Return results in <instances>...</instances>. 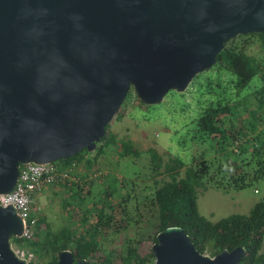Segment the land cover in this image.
<instances>
[{"label": "water", "instance_id": "obj_1", "mask_svg": "<svg viewBox=\"0 0 264 264\" xmlns=\"http://www.w3.org/2000/svg\"><path fill=\"white\" fill-rule=\"evenodd\" d=\"M264 33V0H0V195L20 166L94 152L133 87L148 106L185 92L226 42ZM23 219L0 205V264ZM153 264H241L243 246L211 256L181 226L158 232ZM58 264L75 261L60 252Z\"/></svg>", "mask_w": 264, "mask_h": 264}, {"label": "rangeland", "instance_id": "obj_2", "mask_svg": "<svg viewBox=\"0 0 264 264\" xmlns=\"http://www.w3.org/2000/svg\"><path fill=\"white\" fill-rule=\"evenodd\" d=\"M234 43L264 61V49L259 37L246 34L237 37ZM220 76V84L227 88L225 93L218 86ZM230 76V72L222 71L219 74L217 69H207L195 77L185 92L170 91L160 104L149 108L137 97L132 87L125 104L110 122V131L117 135L118 143L105 147L104 153L97 158L95 151H88L81 162L72 161V172L67 182L48 187L38 194L35 214L37 218L40 215L46 218V222L40 224L41 230H46L49 224L55 233L66 226L78 233L93 231L87 237V242L93 248L86 258L90 264H129L130 248L139 255L150 253L157 228L154 227L155 217H152L154 208L150 207V199L147 200L154 191L147 150L156 148L166 160L170 155L180 156L188 165L194 166L198 163L192 160L195 148L190 140L189 143H182L189 139L185 134L186 126L192 123L200 110L217 101L222 94L232 98L233 112L239 116L238 124L248 127V111L258 108L253 90L261 81L254 78L246 89L237 94ZM121 140L131 141L140 152L120 155ZM85 160H91L90 165H86ZM186 168L187 165L182 170V176ZM128 193L131 194L127 204L128 215L124 216L123 200L127 199ZM106 196L111 202L103 200ZM262 199L264 179L254 186L228 192L213 187L207 190L200 188L198 206L202 215L215 222L232 214H247ZM119 200L122 208L118 205ZM137 205L141 212L136 210ZM111 211L117 213L111 226L94 231L98 218ZM140 215L145 221L150 219V225L140 221ZM142 224L145 226L142 227ZM13 247L29 262L41 263L37 253L28 250V247L17 242H13Z\"/></svg>", "mask_w": 264, "mask_h": 264}, {"label": "trees", "instance_id": "obj_3", "mask_svg": "<svg viewBox=\"0 0 264 264\" xmlns=\"http://www.w3.org/2000/svg\"><path fill=\"white\" fill-rule=\"evenodd\" d=\"M247 35L259 37L264 49V33ZM236 38L226 42L225 48L218 55L217 64L212 68L217 69L219 74L222 71L231 73L230 82L234 84L237 94L246 89L254 78H259L261 84L253 90L258 108L248 111L249 116L246 118L248 127L246 124H238L239 116L233 112L232 98H228L226 94H222L217 101L200 110L192 123L186 126L185 134L189 139L182 141L189 143L190 140L192 147L195 148L192 160L198 163L194 166L188 165L180 156L170 155L166 160L156 148L147 150L151 175L154 178V191L147 200L150 199V207L154 208L152 217H155L154 227L157 228L152 241L157 242L158 232L167 227L181 226L186 229L202 253L214 256L224 249L232 250L243 246L246 254L242 257L241 264H264V199L257 202L247 214H232L215 222L202 215L198 206L200 188L207 190L213 187L228 192L254 186L264 179V61L247 53L243 46L236 45L234 43ZM219 79L218 86L225 93L227 88L220 84L221 76ZM114 143H118L117 135L110 131L108 124L106 133L95 150L96 158L104 153L105 147ZM120 146L122 150L120 155L140 152L131 141L121 140ZM87 152L88 150L84 149L69 159L57 162L64 166L75 160L81 162ZM85 162L86 165H90L91 160ZM186 165L185 175L182 176V170ZM161 176L163 177L159 179ZM130 197L131 194L128 193L127 199L123 200L124 208L120 200L118 202L124 216L128 215L127 204ZM103 200L111 202L108 196ZM136 210L141 212L139 205ZM116 214L111 211L100 216L94 231L111 226ZM38 219L39 224L46 222L42 215L38 216ZM138 219L150 225V219L145 221L142 215L138 216ZM92 233L93 231L78 233L68 226L55 233L48 224L47 229L41 230L36 239L14 238L13 242L37 253L41 263L30 262L31 264H58L60 252L64 249H71L74 252L75 261L88 258L93 248L91 243L87 242V237ZM128 258L129 264L155 262L152 249L146 255H139L130 248Z\"/></svg>", "mask_w": 264, "mask_h": 264}, {"label": "built area", "instance_id": "obj_4", "mask_svg": "<svg viewBox=\"0 0 264 264\" xmlns=\"http://www.w3.org/2000/svg\"><path fill=\"white\" fill-rule=\"evenodd\" d=\"M72 167L59 162L21 164L18 182L9 193L0 195V205H13L23 219L24 240L36 239L41 231L35 214L37 196L48 187L62 185L71 176Z\"/></svg>", "mask_w": 264, "mask_h": 264}, {"label": "crops", "instance_id": "obj_5", "mask_svg": "<svg viewBox=\"0 0 264 264\" xmlns=\"http://www.w3.org/2000/svg\"><path fill=\"white\" fill-rule=\"evenodd\" d=\"M40 195H41V194H40ZM40 195H39V196H40Z\"/></svg>", "mask_w": 264, "mask_h": 264}]
</instances>
